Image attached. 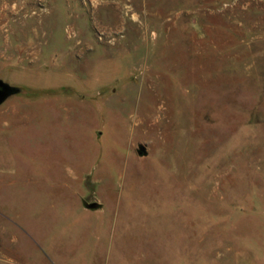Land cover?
<instances>
[{"label": "rangeland", "instance_id": "374dc122", "mask_svg": "<svg viewBox=\"0 0 264 264\" xmlns=\"http://www.w3.org/2000/svg\"><path fill=\"white\" fill-rule=\"evenodd\" d=\"M0 78V264H264V0H0Z\"/></svg>", "mask_w": 264, "mask_h": 264}, {"label": "water", "instance_id": "95a60500", "mask_svg": "<svg viewBox=\"0 0 264 264\" xmlns=\"http://www.w3.org/2000/svg\"><path fill=\"white\" fill-rule=\"evenodd\" d=\"M18 90V87L11 85L0 78V104L3 103L8 96L15 93ZM139 153L146 154V149L143 145H139ZM96 203H90L88 207L94 208Z\"/></svg>", "mask_w": 264, "mask_h": 264}]
</instances>
